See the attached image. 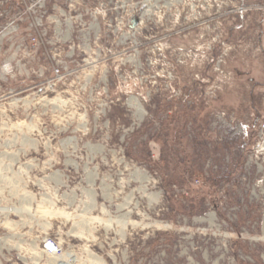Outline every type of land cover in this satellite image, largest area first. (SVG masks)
<instances>
[{"label": "rangeland", "instance_id": "rangeland-1", "mask_svg": "<svg viewBox=\"0 0 264 264\" xmlns=\"http://www.w3.org/2000/svg\"><path fill=\"white\" fill-rule=\"evenodd\" d=\"M0 264H264V0H0Z\"/></svg>", "mask_w": 264, "mask_h": 264}]
</instances>
